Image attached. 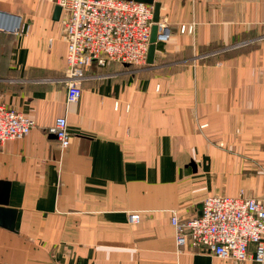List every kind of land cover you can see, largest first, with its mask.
<instances>
[{"label":"crops","instance_id":"crops-1","mask_svg":"<svg viewBox=\"0 0 264 264\" xmlns=\"http://www.w3.org/2000/svg\"><path fill=\"white\" fill-rule=\"evenodd\" d=\"M154 1L172 30L154 63L92 66L68 104L63 13L0 0L23 30L0 32V104L35 123L0 145V207L15 210L13 230L0 216V264H259L178 252L170 217L264 197V0ZM60 116L64 150L46 134Z\"/></svg>","mask_w":264,"mask_h":264},{"label":"built area","instance_id":"built-area-1","mask_svg":"<svg viewBox=\"0 0 264 264\" xmlns=\"http://www.w3.org/2000/svg\"><path fill=\"white\" fill-rule=\"evenodd\" d=\"M52 2L64 15L65 73L57 81L66 88V103L78 102L86 70L92 66L104 67L109 62L141 69L147 66L153 6L134 0ZM156 25V44L168 42L172 36L170 24L160 18ZM20 30L23 31L19 24L14 25L8 15L0 12V32L16 34ZM249 43L243 41L230 48ZM34 126L25 114L0 104V145L25 138ZM46 134L55 136L61 150L71 143L65 116L57 117ZM128 221L137 225L141 216L129 213ZM170 224L178 252L205 249L220 260L264 263V197H246L242 193L237 197L208 196L198 216L181 221L173 212ZM250 243L256 247L253 255L247 252Z\"/></svg>","mask_w":264,"mask_h":264},{"label":"water","instance_id":"water-1","mask_svg":"<svg viewBox=\"0 0 264 264\" xmlns=\"http://www.w3.org/2000/svg\"><path fill=\"white\" fill-rule=\"evenodd\" d=\"M137 2H142L144 4H148L153 6V26L151 28V35H150V45H149V49L147 52V57H146V64L147 65H152L154 63V54H155V49H156V38H157V25L156 23L159 21L160 19V15H159V9H160V4L158 2H155L154 0H134ZM61 13V9L59 6L55 7V18H59ZM53 136V135H52ZM55 138V136H53ZM0 206H7V199H4L3 197L0 199ZM7 216L10 219L7 220V222H11V224L7 223L6 228L13 230L14 228V224H13V220L15 218V210L13 209H8L5 207H0V216Z\"/></svg>","mask_w":264,"mask_h":264},{"label":"rangeland","instance_id":"rangeland-1","mask_svg":"<svg viewBox=\"0 0 264 264\" xmlns=\"http://www.w3.org/2000/svg\"><path fill=\"white\" fill-rule=\"evenodd\" d=\"M16 23H14V25H15Z\"/></svg>","mask_w":264,"mask_h":264}]
</instances>
